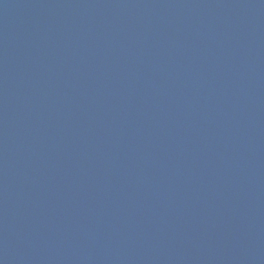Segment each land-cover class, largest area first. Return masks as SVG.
<instances>
[{"label": "water", "instance_id": "obj_1", "mask_svg": "<svg viewBox=\"0 0 264 264\" xmlns=\"http://www.w3.org/2000/svg\"><path fill=\"white\" fill-rule=\"evenodd\" d=\"M0 264H264V0H0Z\"/></svg>", "mask_w": 264, "mask_h": 264}]
</instances>
